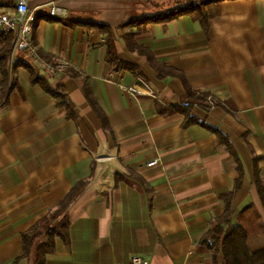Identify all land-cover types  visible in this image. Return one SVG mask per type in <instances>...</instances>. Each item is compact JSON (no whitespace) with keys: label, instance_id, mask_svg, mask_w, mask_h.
Masks as SVG:
<instances>
[{"label":"crops","instance_id":"crops-1","mask_svg":"<svg viewBox=\"0 0 264 264\" xmlns=\"http://www.w3.org/2000/svg\"><path fill=\"white\" fill-rule=\"evenodd\" d=\"M27 2L38 52L68 67L48 72L17 51L12 72L0 68V264H27L22 234L81 180L70 240L57 238L46 264H224L202 240L227 205L263 248L264 0L209 3L207 23L196 12L151 19L170 10L162 0ZM97 24L135 71L110 63ZM31 69L63 90L72 114ZM207 94L210 110L197 105Z\"/></svg>","mask_w":264,"mask_h":264},{"label":"trees","instance_id":"trees-1","mask_svg":"<svg viewBox=\"0 0 264 264\" xmlns=\"http://www.w3.org/2000/svg\"><path fill=\"white\" fill-rule=\"evenodd\" d=\"M215 1L220 0H198L195 2L193 0H187L186 5L177 3L172 9L155 17H151V19H169L185 13L196 12L202 17V22L207 23L214 13L210 9H207L206 6ZM16 2L17 0H0V7L13 6ZM98 26L103 33L107 35V58L110 63L118 68L121 67L135 71L133 64L123 62L118 58L114 41L111 36V28L106 25ZM0 43V68L4 76H7L10 54L14 44V34L10 32L5 35H0ZM130 48L132 50L137 49L139 52L145 51L134 43L130 44ZM40 56L44 60L50 61L42 55ZM31 78L34 83L40 84L43 89L53 95L56 98L58 105L65 106L67 110H69V113L72 114L73 103L61 88L53 89L49 85L48 80L36 73L33 69H31ZM99 117L103 121V124L107 126V119L104 114L99 113ZM193 122H197V120L187 112L186 124ZM87 184V180L77 182L72 190L54 209L39 219L29 231L22 234L23 251L20 256L21 260L27 259V264H46L47 256L56 250L57 238H61L67 243L69 242L70 222L68 209ZM229 217L230 206L227 205L225 213L221 217L214 219V227L209 230L202 240L203 243L213 250L214 258L216 259L217 253H220L223 257L224 264H264V247L252 249L248 243V234L246 230L240 225L235 226L231 224Z\"/></svg>","mask_w":264,"mask_h":264},{"label":"built area","instance_id":"built-area-1","mask_svg":"<svg viewBox=\"0 0 264 264\" xmlns=\"http://www.w3.org/2000/svg\"><path fill=\"white\" fill-rule=\"evenodd\" d=\"M60 12L61 11L56 4L51 3L49 5L50 15L57 16L60 14ZM34 26L35 16L31 11L27 0H17L16 4L13 6L0 7V35H5L10 32L14 34V44L12 46L9 62L10 73L12 72L13 66L16 63L15 53L17 51H22L34 58L48 72H57L66 69L68 67L67 65L61 63H50L39 55L37 46L33 40ZM113 75L114 74H112V77ZM112 80L117 83L123 91L139 93V89L134 86H126L121 82H118L114 79ZM217 103V100L212 94H207L204 98H201L197 101V105L204 108L205 110H210ZM184 105L190 106L191 103L189 101H185ZM157 161L158 159H155L147 163V165H155ZM131 264H149V262L140 256H134L131 260Z\"/></svg>","mask_w":264,"mask_h":264},{"label":"rangeland","instance_id":"rangeland-1","mask_svg":"<svg viewBox=\"0 0 264 264\" xmlns=\"http://www.w3.org/2000/svg\"><path fill=\"white\" fill-rule=\"evenodd\" d=\"M194 2L195 1H198V0H193ZM177 3H181L183 5H186L187 4V0H162V5L166 6L168 5V8L171 7L170 9H172V7L174 5H176Z\"/></svg>","mask_w":264,"mask_h":264}]
</instances>
